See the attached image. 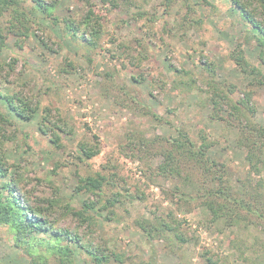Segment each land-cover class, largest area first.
<instances>
[{
    "label": "rangeland",
    "instance_id": "rangeland-1",
    "mask_svg": "<svg viewBox=\"0 0 264 264\" xmlns=\"http://www.w3.org/2000/svg\"><path fill=\"white\" fill-rule=\"evenodd\" d=\"M24 2L29 6V0ZM58 2L56 14L60 17L78 16L81 12V5L74 0ZM90 2L103 16L101 50L81 47L67 35L62 36L60 28L51 27L38 12L36 19L42 26L34 27L28 38L17 41L8 34L6 46L0 51V67L3 66L0 94L19 92L32 106H39L32 120L23 121L10 113L0 98V112L12 121V126L7 129L15 138L4 145L3 152L8 164L19 167L16 172L24 178L19 180V186L33 203L54 197L55 188H59L64 199L73 200V205L80 208L82 200L94 198L89 194L71 197L77 183L76 173L81 176L96 172L115 173L133 185L131 192L135 185L141 186L145 199L120 207L116 222L101 221L89 237L94 244L107 241L110 247L133 250L143 258H147L152 249L157 261L164 264L187 261L198 264V254L204 251L220 259L227 258L225 264H245L239 258L238 247H231V242L237 239L244 241L247 248L253 244L258 248L264 239L262 227L251 226L239 233L238 228L224 226V221L205 223L206 215L199 207L194 206L189 213L178 210L163 193L173 183L161 178L148 183L142 175L146 166L127 157L134 150L128 148L130 142L126 138L133 136L129 139L136 143L140 136L146 139L176 137L178 131H187L195 138L198 131H203L214 143L211 156L231 166L246 189L253 188L260 179L264 180V170L261 174L250 172L243 151L236 148L237 131L227 130L222 123L208 119L207 89L200 82L207 75L202 62L208 61L215 64L218 80L227 81L241 91L246 89L248 80L232 64L229 54L235 49L238 38L251 29L232 11L230 0H172L168 13L163 10L165 0H117L119 8L111 12L105 10L108 4L103 5L101 0ZM186 3L195 9L199 23L185 32V28L180 29V23L184 22ZM150 17L153 20H149ZM7 19V14L1 17L2 26ZM136 40L142 41L145 51L135 49ZM124 43L128 46L124 47ZM245 49L247 57L256 62L258 49L254 44ZM140 51L146 58L140 64H137L139 58L132 63L130 57H136ZM67 63L74 70L67 68ZM9 64L12 70L8 68ZM172 68L184 69L189 75L178 76ZM190 78L196 84L186 92L180 81ZM134 96L141 106L150 108L161 120L139 113L131 103ZM253 104L256 109L254 121L264 124L263 87L254 90ZM44 108H51L52 116L59 111L58 116L65 122L66 130L72 132L60 136L62 146L59 148L49 142L50 134L43 136L38 129ZM95 139L99 149L95 157L82 162L75 158L79 142L91 145ZM147 159L144 162H151L152 166L161 161L160 156ZM48 177L51 183L47 182ZM233 184L239 185L235 180ZM105 189L108 196L110 192ZM261 192L262 197L254 204L258 207L264 205V189ZM155 209L159 213L171 210L181 222V229L190 240L182 258L163 249L160 241L147 243L142 233L134 229L136 218L150 217V212ZM251 218L257 224L263 223L255 216ZM75 225L71 217L59 222V226L70 229ZM249 254L250 251H246L244 256ZM75 255L76 264H83V256ZM0 264H28L23 251L14 247L6 227H0Z\"/></svg>",
    "mask_w": 264,
    "mask_h": 264
},
{
    "label": "trees",
    "instance_id": "trees-1",
    "mask_svg": "<svg viewBox=\"0 0 264 264\" xmlns=\"http://www.w3.org/2000/svg\"><path fill=\"white\" fill-rule=\"evenodd\" d=\"M230 1L232 11L251 29V32H246L244 36L238 38L235 49L229 54L232 64L248 80L246 89L241 91L227 81L218 80L215 64L208 61L202 62L207 75L200 82L204 83L207 89L210 106L208 119L222 123L227 130L237 131L236 148L243 151V159L249 171L261 174L264 170V124H257L254 121L256 109L253 97L254 90L264 88V0ZM29 2L27 6L24 0H0V19L5 14L8 15L4 26L0 21V51L6 46L8 34H12L17 41L20 38H28L30 30L34 27L39 29L42 26L36 19L38 12L44 20L49 21L51 27H59L61 35H67L77 45L90 50L102 49L99 41L104 33L103 16L100 11L94 9L90 0H74L81 5L80 14L63 17L56 14L58 0ZM101 2L103 5L108 4L105 10L109 12L119 8L117 0ZM170 3L172 0H165L163 10L166 13ZM184 7L186 13L182 20L184 22L180 23V29L185 28L186 32L199 21L195 18L196 13L192 5L186 3ZM148 19L153 20V17ZM252 43L258 49L256 62L247 57L245 49ZM122 45L128 46L125 43ZM136 47L142 50L145 48L140 40H136L135 49ZM137 58H139L137 64H140L146 56L140 51L136 57H130L132 63ZM7 66L12 70L11 64ZM66 66L74 70L70 63ZM2 68L3 66L0 67V73ZM172 70L178 76L189 75L184 69ZM180 82L186 92L196 84L193 78ZM162 86L163 84H160V87ZM50 92L51 89L47 90V94ZM0 98L10 113L23 121L32 120L38 112L39 106L37 104L32 106L19 92L0 94ZM131 103L135 104L139 113L150 115L157 121L161 120L150 108L141 106L137 96L131 98ZM51 114V108L43 109L38 129L43 136L50 134L49 142L59 148L62 146L60 136L71 135L72 132L66 130L65 122L58 116L59 111H56V116ZM11 126L9 116L0 112V227L9 230L14 247L23 251L28 264H76V253L83 256V264H164L157 261L154 257L155 251L152 249L150 255L143 258L133 250H121L115 245L110 247L107 241L94 244L89 240L101 221L105 223L117 221V211L120 207L145 199V192L141 186L135 185L134 191L131 192L130 186L133 185L115 173L96 172L84 176L76 173L77 183L71 197L89 194L94 198L82 200L80 208L73 205V200L64 199L59 188H55L54 197L41 198L36 203L30 202L29 196L19 186V180L24 178L22 174L16 172L19 169L18 165L8 164L3 152L4 145L15 139L7 129ZM197 135L191 138L187 131H178L176 137L154 136L146 139L140 136L136 143L129 139L133 136L127 137L130 142V145L127 144L128 148L134 150L127 157L139 160L146 166L142 170V175L147 178L148 183H154L157 178L173 183L163 193L178 210L183 209L189 213L196 206L206 215L205 223L224 221V226L238 228L239 233L251 226H261L264 232V208L262 209L264 205L260 204V207L254 205L257 199L262 197L264 180L260 179L253 188L246 189L231 166L211 156L213 141L209 140L203 131H198ZM78 145L75 158L80 162L91 160L99 153L97 139L91 145L87 142H79ZM154 156L161 157L157 165L152 166L151 162H144V159L149 157L147 160L150 161ZM49 178L47 182L51 183ZM233 179L239 185L235 186ZM105 187L110 192L108 196ZM156 210L150 212V217L136 218L133 222L134 229L142 233L147 243L160 241L163 249L182 258L186 244L190 240L182 231L181 222L175 218V213L171 210L160 213ZM253 216L263 223H255L251 218ZM70 217L76 222L74 228L59 226L62 219ZM254 246L255 244L247 248L244 241L240 242L237 239L231 242V247H238L239 258L245 264H264V239L258 248ZM246 251H250L249 256H244ZM220 260L222 261L220 264L228 261L227 258L220 259L208 251L198 254V264H219Z\"/></svg>",
    "mask_w": 264,
    "mask_h": 264
}]
</instances>
